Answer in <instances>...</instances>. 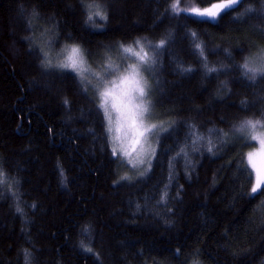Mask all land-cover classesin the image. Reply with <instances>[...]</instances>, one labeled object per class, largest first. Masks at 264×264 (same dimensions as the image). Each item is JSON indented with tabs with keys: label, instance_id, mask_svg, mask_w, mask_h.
<instances>
[{
	"label": "trees",
	"instance_id": "16d2710c",
	"mask_svg": "<svg viewBox=\"0 0 264 264\" xmlns=\"http://www.w3.org/2000/svg\"><path fill=\"white\" fill-rule=\"evenodd\" d=\"M249 6L257 11L237 19ZM168 7L107 0L108 20L95 29L80 0H0V164L19 181L17 198L7 188L0 195V264H24V249L32 264H264V187L249 195L241 160L254 148L232 135L264 111V75L249 81L235 67L264 48L262 6L244 0L214 21ZM42 33L55 49L79 44L93 69L105 54L124 63L120 43L169 37L148 74L155 123L167 131L156 130L146 175L147 165L133 175L112 155L91 87L86 94L75 73L42 67ZM195 43L227 71L206 75ZM193 126L228 132L227 142L213 135L210 153L205 141L193 144ZM165 191L166 204L158 203ZM86 225L99 258L80 247Z\"/></svg>",
	"mask_w": 264,
	"mask_h": 264
},
{
	"label": "snow or ice",
	"instance_id": "6c2138e0",
	"mask_svg": "<svg viewBox=\"0 0 264 264\" xmlns=\"http://www.w3.org/2000/svg\"><path fill=\"white\" fill-rule=\"evenodd\" d=\"M107 0H80L82 9L85 14V24L95 29H102L104 23L108 20ZM244 0H221V2L211 3L210 7L181 6V0H167L169 7L165 11H170L173 16H179L180 13L190 14L197 18L207 21H214L220 17L222 12L230 13L235 10L238 5L243 4ZM264 15V0H259ZM187 4V0H185ZM257 10L247 7L242 13L236 17L252 14ZM37 15V13H33ZM43 35V33H42ZM195 37L196 33H192ZM29 42L32 43V38ZM169 37L159 40V43L152 44L147 38H137L133 44L125 45L120 43L118 48L124 55L123 65L115 63L110 55L105 54L103 63L98 64L96 69L88 65L85 59L84 50L79 44H64L58 51L52 47L53 40H46L45 44L40 47L41 65L46 68H55L58 70L69 69L76 75L74 79H78L81 84L82 91L87 94L88 88L91 87L95 95V106L101 115L104 123V130L107 138L111 143V152L113 156L119 153L122 157H129V163L135 168L138 165H147V167L139 172L140 176L146 175L151 170V159L155 155V148L151 143V136L156 133V143L159 142L157 129L167 131L163 124L149 122V114L151 112V100L149 99V84L144 76V72L154 71L158 63L157 56L160 49L164 48ZM146 44L148 47H146ZM151 49V54L149 51ZM195 48L199 50L198 55L201 58L200 63L206 75L212 73H221L227 71L226 66L221 65L220 68L213 67L209 64L207 57L204 55L203 45L195 43ZM55 51V55L53 52ZM228 56L230 52L224 50ZM91 55V53H89ZM134 58V62L132 61ZM241 75L249 81H255L257 75H264V48H258L257 54L248 57L242 64L235 66ZM180 71L191 72L190 67H180ZM91 77V79H89ZM95 80L96 83H92ZM67 103V100H65ZM115 114V115H114ZM213 135L221 145L227 142L228 132L220 129H208L205 134L199 133L193 126V133L190 138L193 144L197 141H205L207 151L212 153L216 147L213 141ZM232 135L240 136L247 146L253 147L254 151H249L241 160L242 171L249 179L250 193L255 194L264 187V111L260 118H246L238 125H233ZM252 142H255L254 144ZM198 151V149H196ZM183 149L180 150L182 154ZM135 153V162L131 157ZM172 177L170 176L169 179ZM122 180L130 179L123 176ZM19 181L10 175L0 164V195L7 188L10 195L15 199L18 196L17 191H13V186L18 185ZM167 188V185L165 186ZM264 195V193H261ZM167 192L165 191L158 203L166 204ZM35 207V205H31ZM139 208L140 206L137 205ZM16 211L20 215H24V209L17 203ZM84 239L80 241V247L83 251L93 253L99 258V254L95 253L91 247V227L86 225L81 229ZM87 241V243H86ZM179 254V249L176 250ZM24 264H32V255L27 250H23ZM192 264H199L193 261Z\"/></svg>",
	"mask_w": 264,
	"mask_h": 264
},
{
	"label": "rangeland",
	"instance_id": "374dc122",
	"mask_svg": "<svg viewBox=\"0 0 264 264\" xmlns=\"http://www.w3.org/2000/svg\"><path fill=\"white\" fill-rule=\"evenodd\" d=\"M41 37V39L43 38V43L45 44V42H46V40L48 39V37L46 36V34H44L43 33V35H41L40 36ZM40 39V40H41ZM52 47H53V45H52ZM61 47H59L58 49H55V48H53L55 51H58L59 49H60ZM55 51L53 52V55H55ZM124 55H130V54H124ZM85 59H86V57H85ZM87 61V60H86ZM130 62H134V58H132V61H130ZM118 64H121V65H123V63H120V62H118ZM66 71H71V72H73L72 70H69V69H65ZM74 73V72H73ZM150 73V71H148V72H144V76H145V78L147 79V81H148V84H149V79H148V74ZM89 79H91V77H89ZM92 83H96V81L95 80H93L92 81ZM149 88H150V84H149ZM148 91H149V99L151 100V112H150V114H149V117H148V119H149V122H151V123H155L156 122V109H155V106H154V103H153V99H152V93H151V90L150 89H148ZM115 115V114H114ZM157 132V131H156ZM155 134L156 133H153L152 134V136H151V142H153V138H154V136H155ZM255 149H253V150H251V151H254ZM123 161H125V163H126V165H127V167H128V173H131V174H133V175H136L135 173L136 172H138L139 170H141L145 165H138L137 167H135V168H133L132 167V163H129L128 161H129V157H122L121 156V154L119 153V151H118V154H117ZM135 153H133L132 154V157H131V159H132V161H133V163L135 162ZM150 158V157H149ZM261 190V189H260Z\"/></svg>",
	"mask_w": 264,
	"mask_h": 264
}]
</instances>
